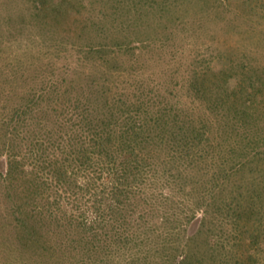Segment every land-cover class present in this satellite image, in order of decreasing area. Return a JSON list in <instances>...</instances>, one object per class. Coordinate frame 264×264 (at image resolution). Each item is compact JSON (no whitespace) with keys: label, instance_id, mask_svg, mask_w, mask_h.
Listing matches in <instances>:
<instances>
[{"label":"rangeland","instance_id":"rangeland-1","mask_svg":"<svg viewBox=\"0 0 264 264\" xmlns=\"http://www.w3.org/2000/svg\"><path fill=\"white\" fill-rule=\"evenodd\" d=\"M45 1L0 0V264L141 263L129 237L99 229L123 197L105 200L84 179L100 176L95 161L65 152L86 136L152 142L155 154L131 152L145 158L133 198L150 211L137 222L153 231V264H176L204 208L222 220L233 196L264 230V0ZM240 162L251 170L239 178ZM218 251L209 261L264 264L260 242Z\"/></svg>","mask_w":264,"mask_h":264},{"label":"trees","instance_id":"trees-1","mask_svg":"<svg viewBox=\"0 0 264 264\" xmlns=\"http://www.w3.org/2000/svg\"><path fill=\"white\" fill-rule=\"evenodd\" d=\"M32 2L34 6H42L46 3L45 0H32ZM122 12L123 10H118V14ZM124 133L116 139L104 135L100 137L99 135L97 139L92 140L91 138H88V136H86L82 139V141H76L74 151H70L68 148V151L65 150V152L67 153L68 157H70V159H73L71 157L76 155V162H90L89 164L92 166V168L95 161V165L97 166L96 169L98 172H100V176L95 174V172H93L92 170H86V172H84V179H86L87 181L92 180L96 182L97 188L101 187L98 185V183L100 185H104L101 188H105L107 190V198L105 200H108L113 196H122L124 199L123 206L121 208H116V211L113 213L114 215L112 221L107 223L106 225L103 224L99 226V229H102L104 231V237H111L114 235L113 238L111 237V239L115 238L112 243H117V245L120 244V241L122 240L121 237H129V240L126 242V246L129 245L131 250H134V252L139 254V259L141 261V263L136 264H153V260L149 258L153 256V247L152 245H150V243L153 244L151 235L153 231L151 230L149 224L145 223V225L143 226V221L137 222V220L139 219H144L150 211L143 206V203L145 202H139L138 199L133 197H135L134 191L141 188L144 177V170H142L141 172V169L139 167L141 161V163H143L144 165V153L143 156H136V153L149 150V152L153 154L155 153L154 151H152V146L150 145L152 142H136V136H131L129 132L125 134ZM258 141L264 143L263 139H258ZM250 143L253 142L247 143L242 141L240 145H243V147L238 146L237 149L240 151L244 149L245 151L249 147V145H251ZM155 144L156 143L153 142L154 146ZM132 149L134 151L137 150L134 156L131 152ZM114 155L119 156L117 158H114ZM53 161L57 166L59 161L56 158H54ZM63 163L64 162H61L62 169ZM13 165H17V163L14 162ZM246 169L251 170V167L245 168V166L240 162L236 170L234 171V175H236L237 177H242L245 171H247ZM58 170L60 169H54V171ZM153 171H156L155 167L150 170V172ZM103 175L109 176L110 181L103 182V180H101L100 178ZM154 186H156V182L154 183ZM93 197L95 199L97 198L95 195ZM236 200L237 196H233L231 200L229 198V207L225 212V214L227 215H225L222 220L213 221L211 219V204H208L206 208L203 207L204 217L200 221L201 227L195 234L190 235L186 239V241L182 242V244L178 247V250L182 254L176 264H209V262L211 264H216L214 260L209 261L208 257L211 250L219 249L220 251L218 252H220L219 255L221 257L225 258L230 256L232 258L236 255L237 250L243 251V249L250 242H253L254 244H257L258 242L264 244V230L260 229L259 227H257L256 229H252L253 225L248 220L249 217L247 216L251 212V207L245 206L243 203L235 202ZM55 201L57 202L58 200ZM102 202L103 201L94 200L92 206H94L95 208L98 205H101ZM136 211L139 214V217H135ZM63 215L64 216H62L61 221H66L63 226L65 229L73 228L75 226L76 228L79 227L72 220L73 216H67L65 215V212ZM26 220L27 218H23L22 224H24ZM134 222L136 224H134ZM96 223L97 221L92 222L93 225H95ZM80 225L82 230H92V227L90 226L88 228H85L83 221L80 223ZM220 230H224L226 232L229 231L232 233L233 236L230 237L231 244H229L228 246V238H220V236L218 235ZM215 232L218 234L215 235ZM25 237H27V235H25ZM163 245V247L168 249V246L166 244ZM225 245L227 247H225ZM102 247L103 246H100V248ZM254 251L257 252L246 253L248 259H253L257 256L256 254L261 253V250H259L258 247H256L253 252ZM238 255H244V253H239ZM89 256L90 254L87 253L86 258H89ZM220 261L222 263V260ZM129 263L135 264L133 262Z\"/></svg>","mask_w":264,"mask_h":264}]
</instances>
